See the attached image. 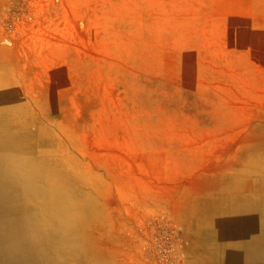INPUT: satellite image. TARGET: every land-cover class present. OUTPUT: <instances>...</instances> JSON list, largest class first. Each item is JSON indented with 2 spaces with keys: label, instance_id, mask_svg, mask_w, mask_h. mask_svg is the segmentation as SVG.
<instances>
[{
  "label": "rangeland",
  "instance_id": "obj_1",
  "mask_svg": "<svg viewBox=\"0 0 264 264\" xmlns=\"http://www.w3.org/2000/svg\"><path fill=\"white\" fill-rule=\"evenodd\" d=\"M0 66L89 180L94 263H197L180 211L264 126V0H0Z\"/></svg>",
  "mask_w": 264,
  "mask_h": 264
},
{
  "label": "bare ground",
  "instance_id": "obj_2",
  "mask_svg": "<svg viewBox=\"0 0 264 264\" xmlns=\"http://www.w3.org/2000/svg\"><path fill=\"white\" fill-rule=\"evenodd\" d=\"M14 85L0 66V190L10 194L0 236L11 240L25 226L30 264H96L102 250L86 243L81 229L96 215L89 180L75 176L73 163L59 154L61 143L54 149L42 127L30 129L35 117ZM262 127L247 137L258 144L243 146L236 158L239 175L213 180L206 205L180 211L194 240L193 264H264V178L253 176L264 174ZM77 212L84 218L76 219Z\"/></svg>",
  "mask_w": 264,
  "mask_h": 264
},
{
  "label": "crops",
  "instance_id": "obj_3",
  "mask_svg": "<svg viewBox=\"0 0 264 264\" xmlns=\"http://www.w3.org/2000/svg\"><path fill=\"white\" fill-rule=\"evenodd\" d=\"M10 198V194L8 195L7 190L1 189L0 190V217L8 216L7 210L8 207L5 206L6 200L8 201ZM10 203V202H8ZM25 237H13L11 240L9 238L1 237L0 236V243L1 240H5V244H0V264H30L29 258L27 256L28 246ZM10 241V242H9ZM8 242V243H6ZM24 242V243H23ZM4 243V242H3ZM21 243V244H19ZM9 245V246H8ZM13 245V246H12ZM24 246V247H23ZM5 247V248H4ZM22 248V249H21ZM12 249V250H11ZM15 249V250H14ZM24 249V250H23ZM27 249V250H26ZM11 250V251H10ZM262 251V250H259ZM12 252V253H11ZM23 252V253H22ZM14 253V254H13ZM18 253V254H17ZM22 253V254H21ZM6 254V255H5ZM9 254V255H8ZM11 254V255H10ZM8 255V256H7ZM13 257V258H12ZM24 257V258H23ZM6 258V259H5ZM17 258V259H15ZM11 259V260H10ZM8 260V261H7ZM14 260V261H13ZM7 261V262H6ZM13 261V262H12Z\"/></svg>",
  "mask_w": 264,
  "mask_h": 264
}]
</instances>
